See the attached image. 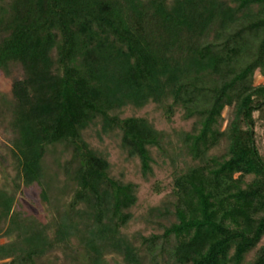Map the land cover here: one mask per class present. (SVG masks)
<instances>
[{"label":"trees","instance_id":"16d2710c","mask_svg":"<svg viewBox=\"0 0 264 264\" xmlns=\"http://www.w3.org/2000/svg\"><path fill=\"white\" fill-rule=\"evenodd\" d=\"M0 72L17 172L0 188V264H264V0H0ZM150 103L191 128L121 117ZM98 123L146 180L153 149L170 161L162 235L123 233L138 186L85 139ZM23 187L47 221L16 209Z\"/></svg>","mask_w":264,"mask_h":264},{"label":"rangeland","instance_id":"374dc122","mask_svg":"<svg viewBox=\"0 0 264 264\" xmlns=\"http://www.w3.org/2000/svg\"><path fill=\"white\" fill-rule=\"evenodd\" d=\"M256 85L264 83V78L257 76ZM12 78L7 77L0 72V109L3 101L10 100ZM146 117L158 130L161 131H181L189 130L192 120H185L181 113L177 114L172 124L163 122L153 103L145 108L138 110L133 107H126L121 110V117ZM229 116V109L224 112V117ZM8 120H3L0 115V188L10 192L14 191L13 180L16 176V162L11 152V144L8 141V135L5 134V128ZM87 142L97 151L106 155L112 166V175L124 182H131L138 186V203L132 209L134 221L123 230V233L129 237L132 236H160L164 232V227L169 225L170 217L165 214L166 208L171 210L173 197V169L170 161L161 158L156 149H153V175L147 180L142 176L141 164L138 159H128L126 151L121 146V138L118 132L106 133L102 124L91 126L84 133ZM224 150V145L213 151L219 154ZM190 163V160H187ZM182 167V163H180ZM156 187L160 191H156ZM16 209L22 210L28 215L36 216L47 221L50 218V212L40 197L37 188L27 190L24 187L21 192L16 194ZM164 214V215H163ZM250 259V257L248 258ZM109 264H124L123 260L115 255L107 257ZM57 261L56 264H60Z\"/></svg>","mask_w":264,"mask_h":264}]
</instances>
